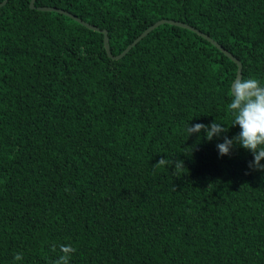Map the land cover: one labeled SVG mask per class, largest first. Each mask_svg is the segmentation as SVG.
<instances>
[{
    "label": "trees",
    "instance_id": "1",
    "mask_svg": "<svg viewBox=\"0 0 264 264\" xmlns=\"http://www.w3.org/2000/svg\"><path fill=\"white\" fill-rule=\"evenodd\" d=\"M30 3L0 6V264H52L61 244L70 264H264V172L217 149L240 132L238 64L170 23L113 59L103 31L38 9L108 30L113 55L181 21L264 84V0ZM215 120L212 141L186 132Z\"/></svg>",
    "mask_w": 264,
    "mask_h": 264
},
{
    "label": "clouds",
    "instance_id": "2",
    "mask_svg": "<svg viewBox=\"0 0 264 264\" xmlns=\"http://www.w3.org/2000/svg\"><path fill=\"white\" fill-rule=\"evenodd\" d=\"M231 102L227 105L229 113L233 116L232 125L239 126L240 132L233 138L229 139L224 136V142L217 144V149L221 157L232 154L236 146H240L252 153L254 159L249 162L248 167L254 171L264 172V84L254 77H236L230 85ZM223 123L217 120L210 125L197 123L190 124L186 128L189 136L193 133H206V139L212 141L214 137H219L227 133L229 128L223 127ZM171 164L175 172H181L185 169L184 161L160 159L156 168H162ZM60 254L52 264H70L71 257L77 249L72 245L61 244L59 246ZM52 251L56 252V246H52ZM14 261H22L23 254L15 253Z\"/></svg>",
    "mask_w": 264,
    "mask_h": 264
},
{
    "label": "water",
    "instance_id": "3",
    "mask_svg": "<svg viewBox=\"0 0 264 264\" xmlns=\"http://www.w3.org/2000/svg\"><path fill=\"white\" fill-rule=\"evenodd\" d=\"M36 0H31V7L34 8ZM8 2V0H5L4 2H2L0 4V6H3L5 5L6 3ZM39 10L41 11H57V12H60V13H63L69 17H72L73 19L79 21L81 24L85 25L86 27L90 28V29H93V30H97V31H103L104 32V42H105V48H106V51H107V54L109 57L113 58V59H119V58H122L124 55L127 54V52L137 44L138 41H140L143 37H145L148 33H150L152 30H154L155 28H157L158 26H160L161 24H164V23H170V24H173V25H177V26H181V27H185V28H188L198 34H200L201 36H203L204 38H206L207 40H209L211 43H213L216 47H218L220 50H222L227 56H229L233 61H235L237 64H238V74H237V77H242V62L237 58L235 57L231 52H229L227 49H225L219 42H217L215 39H213L210 35H208L207 33L205 32H202L201 30L197 29L196 27L192 26V25H189L187 23H184V22H181V21H176V20H166V19H162V20H159L157 21L156 23H154L153 25H151L148 29H146L132 44H130L121 54L119 55H113L112 51H111V47H110V37H109V34H108V30L104 29V30H101L100 27L98 26H95L93 24H90L89 22H86L84 21L82 18L78 17L77 15L75 14H72L64 9H60V8H56V7H47V6H44V7H39L38 8Z\"/></svg>",
    "mask_w": 264,
    "mask_h": 264
}]
</instances>
